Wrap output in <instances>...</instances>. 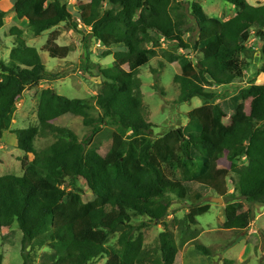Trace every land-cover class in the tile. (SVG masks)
I'll list each match as a JSON object with an SVG mask.
<instances>
[{
    "label": "trees",
    "instance_id": "1",
    "mask_svg": "<svg viewBox=\"0 0 264 264\" xmlns=\"http://www.w3.org/2000/svg\"><path fill=\"white\" fill-rule=\"evenodd\" d=\"M106 1L109 8L102 12L96 8L99 1L81 6V11L89 13L83 23L107 49L104 56H114L113 66L128 70L120 74L98 72L104 78L94 99L101 110L98 117L92 116L90 101L70 99L48 88L40 96L38 125L12 130L24 90L40 85L50 74L37 48L31 46L11 51L16 68L0 63V140L10 131L16 134L20 150L34 155L33 160L27 155L23 159L22 176H0V231L18 224L23 234V264H32L31 248L47 244L59 253L54 264H92L105 257L106 264H139L145 253L141 230L148 223L133 225V216L147 217L166 227L171 209L167 195L189 199L193 204L210 194L227 198L231 174L234 190L243 199L264 204V84L196 108L188 113L186 126L154 139V125L143 114L141 83L136 79L140 69L155 57L161 36L176 47L168 53V60L178 62L181 69L174 79L180 88L179 102L196 97L213 100L215 94L206 91L207 87L228 86L244 78L242 55L253 36L260 39L264 55V4L227 0L237 14L221 21L208 16L201 4L192 3L191 14L198 28L212 35L189 43L180 35L185 22L181 16H176L177 20L172 16L171 0ZM14 11L19 19L28 20L37 35L62 23H71L78 30L79 23L65 0H16ZM6 16L0 11V29ZM59 36L58 30L52 31L43 50L52 58L66 59L70 47L59 45ZM144 43H151L152 48L146 50ZM114 46L122 50L114 52ZM177 50L196 51L201 59L195 64ZM259 73L264 74V63ZM247 101L252 103L250 115L239 116ZM67 115L82 118L84 126L92 129L89 137L80 140L72 129L53 123ZM224 118L230 119L231 126L213 134L212 126ZM107 124L117 130L103 156L94 139ZM48 135L56 141L38 153L35 140ZM243 157L247 163L232 171L219 167L222 159L236 163ZM80 179L86 181L91 195L75 194L77 206L72 207L67 187L76 190ZM228 204L235 213L231 228L247 229L254 211L245 210L243 203ZM210 209L206 204L199 206L198 212L204 215ZM187 229L185 224L181 231ZM116 232H120L118 247H107L110 234ZM159 244L162 260L154 264H175L178 246L173 234L161 232ZM195 246L210 255L209 248L199 243ZM224 264L234 263L225 260Z\"/></svg>",
    "mask_w": 264,
    "mask_h": 264
},
{
    "label": "rangeland",
    "instance_id": "2",
    "mask_svg": "<svg viewBox=\"0 0 264 264\" xmlns=\"http://www.w3.org/2000/svg\"><path fill=\"white\" fill-rule=\"evenodd\" d=\"M99 1L97 10L102 12L109 8L106 0H65L67 7L78 21V30L71 23H62L58 27L44 32L41 35L34 33L28 20L19 19L14 11L16 0H0V11L7 13L4 26L0 29V63L16 68V64L10 58L11 51L15 48L31 46L37 48L46 71L50 76L40 85L24 90L17 103L11 129H26L38 125V105L43 90L51 88L61 96L70 99H85L90 101L94 110L93 117H98L101 110L95 102V97L101 92L104 78L98 76L99 71L108 74H120L128 68H117L113 66L114 56L105 57L107 50L101 42L91 35V28L84 25V18L89 13L81 11L80 7ZM252 5L264 4V0H248ZM172 16H181L184 23L183 32L180 34L184 41L194 43L210 37L212 32L198 28L191 14V4L199 3L208 16L227 21L237 14V9L227 0H171ZM15 29L19 30L15 31ZM58 30L60 36L59 45L69 46L70 53L66 59H57L49 56L43 50L52 31ZM78 31H81L79 33ZM161 46L156 49L155 57L146 66L140 69L136 79L141 83L143 100V114L145 118L154 125L153 138L157 139L168 132L182 128L189 122L188 113L207 104H216L224 99L235 95L242 89L253 85L264 84V74H260V68L264 63V55L261 49L260 39L252 37L247 44V50L242 55L246 67L244 78L228 86L207 87L206 91L215 94L210 101L193 98L190 102H179L180 88L174 82L175 77L180 74L181 69L178 62H169L168 53L176 50L169 41L161 36L158 38ZM144 48L149 50L152 44L144 43ZM114 52L122 50L119 46L111 48ZM178 54H186L194 63H198L201 55L196 51L177 50ZM163 65V67H161ZM1 75V71H0ZM252 109L251 101L241 106L239 116H249ZM59 127L72 129L83 140L91 134V128L85 127L80 117L64 116L53 122ZM231 126L229 118L217 121L213 127V134H220ZM117 127L112 124L103 126L101 134L94 139V144L99 148L101 155H105L112 144L113 133ZM56 141L52 135L39 136L35 140V149L42 152ZM27 154L19 148L16 134L5 131L0 140V176L15 175L22 176V161ZM29 160L34 155H27ZM247 163L246 157L241 161L231 163L226 159L219 162V167L230 171ZM232 176L228 180L229 192L223 202L212 200L219 198L210 194L198 204L188 200H179L174 195H167L171 201L170 214L166 220L167 226L161 222H151L149 218L133 216V225L148 223L141 230L144 234L145 253L141 263L154 264L162 260L159 244V235L164 230L173 234L178 246V254L175 264H224L225 260H232L234 264H264V204L250 203L242 198L238 191L234 190ZM68 204L76 207L74 195H91L85 180L80 179L76 190L67 187ZM243 203L245 210L251 208L254 218L250 226L245 230L231 228L235 213L230 210L228 202ZM209 204L211 209L208 213L200 215L199 206ZM186 221V222H185ZM194 221V222H193ZM189 230L182 232L185 224ZM193 237V241L190 239ZM120 232L111 233L107 247L117 248ZM23 234L16 223L12 228H3L0 231V255L3 264H23L22 256ZM195 243L209 248L210 255L202 254L196 249ZM32 264H54L58 257V251L50 244L35 246L31 248ZM107 258H99L92 264H106Z\"/></svg>",
    "mask_w": 264,
    "mask_h": 264
},
{
    "label": "water",
    "instance_id": "3",
    "mask_svg": "<svg viewBox=\"0 0 264 264\" xmlns=\"http://www.w3.org/2000/svg\"><path fill=\"white\" fill-rule=\"evenodd\" d=\"M212 200H218L221 203L223 202V199L222 198H216V199L215 198H212Z\"/></svg>",
    "mask_w": 264,
    "mask_h": 264
}]
</instances>
